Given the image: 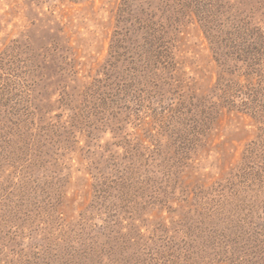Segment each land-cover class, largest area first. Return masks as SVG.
Returning <instances> with one entry per match:
<instances>
[{
	"label": "rangeland",
	"instance_id": "obj_1",
	"mask_svg": "<svg viewBox=\"0 0 264 264\" xmlns=\"http://www.w3.org/2000/svg\"><path fill=\"white\" fill-rule=\"evenodd\" d=\"M0 264H264V0H0Z\"/></svg>",
	"mask_w": 264,
	"mask_h": 264
}]
</instances>
